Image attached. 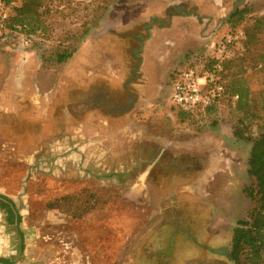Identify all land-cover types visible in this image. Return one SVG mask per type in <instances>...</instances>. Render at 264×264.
Here are the masks:
<instances>
[{
	"label": "rangeland",
	"instance_id": "rangeland-1",
	"mask_svg": "<svg viewBox=\"0 0 264 264\" xmlns=\"http://www.w3.org/2000/svg\"><path fill=\"white\" fill-rule=\"evenodd\" d=\"M47 1L46 35L30 47L17 33L0 37V195L21 218L11 226L0 209V259L234 264L233 232L252 208L244 192L252 143L234 136L229 98L210 114L182 118L168 84L174 73L201 68L215 37L264 17V0H111L97 21L87 6L105 0ZM236 9L245 17L230 27ZM85 22L90 32L81 36ZM73 47L101 52L109 82H92L103 89L86 73L62 75L54 53ZM26 53L36 61L22 78ZM247 67L259 94L263 76Z\"/></svg>",
	"mask_w": 264,
	"mask_h": 264
},
{
	"label": "trees",
	"instance_id": "trees-1",
	"mask_svg": "<svg viewBox=\"0 0 264 264\" xmlns=\"http://www.w3.org/2000/svg\"><path fill=\"white\" fill-rule=\"evenodd\" d=\"M112 1L105 0L100 4L87 6V9L91 10L90 16L94 21L101 19L108 12ZM11 2L12 0L4 2L9 15L8 32L17 33L30 40L35 35L48 33L45 16L51 12L48 6L49 1L22 0L15 5H12ZM245 13V10L236 9L230 14L226 23L230 27L237 25L243 20ZM81 28V36L88 35L91 28L90 22L83 23ZM236 31H243L246 36L245 51L223 63L224 71L221 73V79L224 93L221 98L197 113L172 107L179 112L182 118H189L212 113L227 98L233 103L237 115L233 134L239 140L252 143L248 162V175L252 184L244 189L251 201L252 208L248 216L240 220L234 229L231 259L234 264H264V90L257 94L251 85L252 77L246 74L249 65L254 76H263L264 79V52L260 49V46L263 45L264 17L256 18L252 25L247 26L246 30L236 29L227 31L225 34ZM77 51L78 48L73 47L55 52V64L59 66L66 63ZM44 64L46 63L44 62ZM206 67L211 69L212 62L208 63ZM232 70L235 72H231ZM177 74L178 72L172 75L170 82L176 78ZM236 97L238 98L236 99ZM50 207H56V205L52 204ZM0 209L6 212L7 221L10 224H20L21 218L16 213L13 202L2 195H0ZM0 263L12 264V261L1 258Z\"/></svg>",
	"mask_w": 264,
	"mask_h": 264
},
{
	"label": "built area",
	"instance_id": "built-area-1",
	"mask_svg": "<svg viewBox=\"0 0 264 264\" xmlns=\"http://www.w3.org/2000/svg\"><path fill=\"white\" fill-rule=\"evenodd\" d=\"M20 1L22 0H12L11 4L15 5ZM4 2L5 0H0V37L8 34L9 15ZM21 38L23 46H31L30 39L24 36ZM245 40L243 31L215 37L201 68L188 67L178 72L176 78L171 80L172 93L169 98L171 106L197 113L220 99L224 93L221 79V73L224 71L223 63L245 51ZM211 62V69H207V64Z\"/></svg>",
	"mask_w": 264,
	"mask_h": 264
},
{
	"label": "crops",
	"instance_id": "crops-1",
	"mask_svg": "<svg viewBox=\"0 0 264 264\" xmlns=\"http://www.w3.org/2000/svg\"><path fill=\"white\" fill-rule=\"evenodd\" d=\"M99 31H103V28H101ZM102 37L104 38V35ZM98 41H102V40H98ZM100 54H101V52H99V51L86 53L85 50H82V49L78 50L71 59H69L66 63L63 64L64 68H63L62 75L64 73H66V71H67L66 75L68 76V74H70L71 69L73 70L71 73H74V74L81 75L82 73H86V74H88V77L90 78V81H88V84H91V86L96 84V86L99 89H103L104 88V85H103L104 82H92L93 80H100V79H102L103 81L109 82L107 79L108 77H106L108 67L105 66L104 64L100 65L103 63L102 60H100V57H99ZM78 59L80 60L79 63H78ZM23 61L24 62L21 64L20 68L19 67L17 68V71L20 69L19 72H21L22 78H24L26 76V74L28 76L29 74L34 72L33 71L34 67H35L34 62L36 61V58H34V56L32 54L26 53V57L23 58ZM36 63H37L36 66H38L39 70L44 69V66H45L44 61H41V63H38V62H36ZM71 63H76V64H71ZM67 67H68V69L66 70ZM84 69L86 70V72L84 71ZM62 77H64V76H62ZM58 81L59 82H54L53 85L56 86L55 84H58L60 86V84H59L60 79H58ZM31 84H32V82H25L24 83V85L26 87L27 86L29 87ZM36 86L38 87V90L40 92H44V90L46 88H48L42 82H36ZM13 225H11V226H13Z\"/></svg>",
	"mask_w": 264,
	"mask_h": 264
},
{
	"label": "flooded vegetation",
	"instance_id": "flooded-vegetation-1",
	"mask_svg": "<svg viewBox=\"0 0 264 264\" xmlns=\"http://www.w3.org/2000/svg\"><path fill=\"white\" fill-rule=\"evenodd\" d=\"M171 7H173L172 9H173L174 11H177V12H178V11H179V12L181 11L179 8L176 9V8H175V5H174V6L171 5ZM125 65H126V63H125ZM169 88H170V82H169V84H168V89H169ZM222 149H223V148H220V149H219V151H220L219 156H222V155L224 154V152L222 151ZM161 152H162V151H161ZM218 158H219V157H218ZM218 158H215V157H214V158L211 159V160H212V165H213V164H214V165L216 164L215 169H218V168H219V167H218V162H217V161H218ZM226 159H227V158H226ZM225 161L227 162V164L230 162L229 159H227V160H225ZM5 198H6V197H5ZM7 199H8V198H7ZM14 208H15V211H16V213H17V210H16L15 205H14ZM17 214H18V213H17ZM14 225H15L17 228L19 227V224H18V223H15Z\"/></svg>",
	"mask_w": 264,
	"mask_h": 264
}]
</instances>
